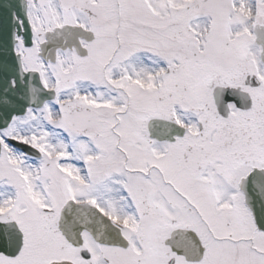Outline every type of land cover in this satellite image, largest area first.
<instances>
[{
    "label": "snow or ice",
    "instance_id": "obj_1",
    "mask_svg": "<svg viewBox=\"0 0 264 264\" xmlns=\"http://www.w3.org/2000/svg\"><path fill=\"white\" fill-rule=\"evenodd\" d=\"M0 264H264V0H0Z\"/></svg>",
    "mask_w": 264,
    "mask_h": 264
}]
</instances>
